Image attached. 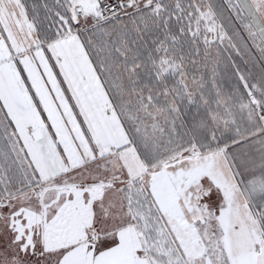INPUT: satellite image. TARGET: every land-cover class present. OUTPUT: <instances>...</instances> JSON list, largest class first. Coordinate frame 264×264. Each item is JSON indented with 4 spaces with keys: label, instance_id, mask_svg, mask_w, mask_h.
<instances>
[{
    "label": "snow or ice",
    "instance_id": "1",
    "mask_svg": "<svg viewBox=\"0 0 264 264\" xmlns=\"http://www.w3.org/2000/svg\"><path fill=\"white\" fill-rule=\"evenodd\" d=\"M0 264H264V0H0Z\"/></svg>",
    "mask_w": 264,
    "mask_h": 264
}]
</instances>
